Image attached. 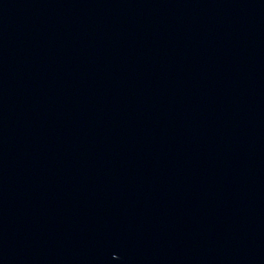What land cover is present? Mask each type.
I'll list each match as a JSON object with an SVG mask.
<instances>
[{"label": "water", "instance_id": "95a60500", "mask_svg": "<svg viewBox=\"0 0 264 264\" xmlns=\"http://www.w3.org/2000/svg\"><path fill=\"white\" fill-rule=\"evenodd\" d=\"M0 264H264V0H0Z\"/></svg>", "mask_w": 264, "mask_h": 264}]
</instances>
